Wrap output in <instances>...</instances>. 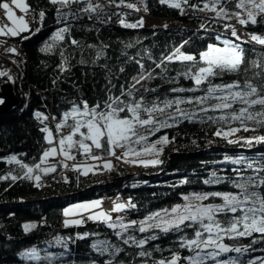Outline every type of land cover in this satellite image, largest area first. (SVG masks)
<instances>
[{"label":"trees","instance_id":"16d2710c","mask_svg":"<svg viewBox=\"0 0 264 264\" xmlns=\"http://www.w3.org/2000/svg\"><path fill=\"white\" fill-rule=\"evenodd\" d=\"M25 1L33 17L29 31L9 39L19 43L16 53L0 50V70H5L13 77V91L20 99L18 105L0 115V155L14 152L23 163L29 165L39 163L43 151L50 146L41 129L48 127L47 120L51 116L60 121L62 113L70 108V102L73 101L80 103L83 99L93 105L97 100H103L107 95L106 89L113 85V94L119 95L120 85L125 84L137 72L138 66L129 58L140 60L145 69L153 67L156 72L158 70L155 69L153 61L158 63L162 54L167 55L176 46L183 44L181 51L198 57L199 51L204 50L208 43H221L215 39L217 34H221V39H236L224 28L225 23L237 24L235 19L217 21L214 19L215 14L210 12L206 17H189L181 15L177 9L161 5L159 0H124L123 3L121 0H92L93 3L102 5L103 10L90 14L80 11L86 6L87 0L67 7L52 4L50 0ZM199 2L200 0H190V3ZM128 4H135L139 11L129 8ZM229 8H234V5H229ZM57 9H60L59 17ZM41 10L45 12L43 20L38 16ZM145 15L161 21L146 23ZM141 17L145 23L143 27L135 29L124 28L119 22L125 19L127 23H134ZM165 24L167 29L163 27ZM201 24H204L205 28L202 29ZM65 26L70 28L65 40L57 42L52 51L42 52L40 49L46 43H52L51 38L56 30ZM37 28L40 30L36 31ZM247 29L264 34V27L258 25H249ZM24 36H28V39L25 40ZM72 39L77 40L79 46L72 45ZM243 47L245 60L241 70L237 73L218 74L210 77L209 82L227 83L243 79H251L255 84L264 82L253 76L255 68L244 71L249 67V61L259 62L260 66L264 67V47L255 45L253 50V46L248 43L243 44ZM100 50H103L104 54L97 59ZM61 52L66 58L65 71H61L59 67L62 61ZM122 67L125 69L123 73L119 71ZM165 67V78L157 76L147 82L146 86L153 88L159 85L157 95L161 98L164 93L169 97L186 95L167 92L169 88L187 89L192 86L190 79L185 80L182 75L176 76L177 72L182 73L185 70L186 63L173 61ZM171 77H175V80L169 82L168 78ZM202 87L206 88L207 84ZM195 94L202 95V92L197 91ZM37 113L41 115L37 116ZM45 116L48 117L47 120L44 119ZM199 116L200 113L197 112V119L192 122L184 120L172 128L161 129L155 137H150L155 139L167 135L171 141L158 157H147L160 159L162 163L158 165L128 167L119 162L111 171L95 170L84 175L81 171L70 169L67 176H59L63 168L59 165L56 172L42 175L39 187L28 179L0 180V264H42L21 255L32 247L40 250L42 257L46 252H64L61 264H69L72 259H75L77 264L89 259L103 264L105 260L110 259L107 253L101 256L90 246L94 241L103 240L119 243L112 229L102 222L87 218H84L80 225L65 226L61 223L64 207L79 200L108 196L126 201L131 198L136 208L126 210L122 215L138 220L148 212L168 208L177 203L182 194L235 191L228 181L216 184H205L203 181L209 179L213 172L219 177L235 179L233 169L243 166L224 161L225 155L256 157L264 154V142H254L250 146L243 143L249 137L264 135V129L248 132L242 129L228 138L240 142L230 144L228 139L215 135L216 124H202L199 122ZM52 127L56 131V126ZM224 130H228L227 125H224ZM173 137L175 139H172ZM73 155L78 160L86 158L75 150ZM165 160L166 167L160 170ZM8 173L22 175L18 164L0 159V177ZM181 180L187 182L181 184ZM218 201L219 198H210L205 202ZM25 224H33L35 227L25 232ZM84 232H88L90 236L84 239L76 238L78 233ZM93 233L95 235H91ZM56 236L72 238L68 242L67 250L56 244ZM175 239V235L162 236L155 241H149L145 248L150 250L159 245L161 251L153 252V258L168 257V250L175 248ZM253 239L256 240L255 244H252ZM225 242L235 246L251 245L250 251L242 257L246 261L249 258L264 256V242L261 241L260 234L254 233L253 237H239L233 240L225 238ZM121 247L125 248L128 254H118V260L125 261V264H141L142 258L135 255L134 248L122 244ZM188 254L187 250H181L182 256ZM222 255L227 258L228 255L237 256V253ZM144 259H147L148 264H152V258Z\"/></svg>","mask_w":264,"mask_h":264},{"label":"snow or ice","instance_id":"6c2138e0","mask_svg":"<svg viewBox=\"0 0 264 264\" xmlns=\"http://www.w3.org/2000/svg\"><path fill=\"white\" fill-rule=\"evenodd\" d=\"M50 2L67 7L81 0H50ZM123 2L124 0H121V3ZM159 3L179 10L181 15L185 14V6H187L193 12L214 13V19L217 21L235 19L245 29L249 25L264 27V0H200L199 3H190V0H159ZM229 5H234V8L230 9ZM127 6L139 11L135 4ZM144 7L147 10L146 4ZM14 9L27 12L29 5L24 0H0V10L3 11L6 21L11 22V26L8 23L0 26V35L17 37L29 31L28 21L24 16H17ZM102 10V5L87 0L86 6L80 11L90 14ZM57 15L59 17L60 9H57ZM38 16L43 20L45 12L41 10ZM119 22L124 28L130 29L143 27L145 23L143 17L134 23H127L125 19ZM163 27L167 29L168 26L165 24ZM200 27L203 29L205 25L201 24ZM224 28L230 32L231 37L236 38L235 41L231 38L221 39V34H217L215 39L220 41L222 46L208 43L204 50L199 51L198 57L181 51L184 46L181 44L174 47L167 55L162 54L158 63L153 61L155 69L158 70L156 72L153 71V67L145 69L140 60L129 58L138 66L137 72L125 84L120 85L119 95L113 94L115 88L113 85L106 89V97L97 100L93 105H89L88 101L83 99L80 103L70 102V108L62 113V119L56 124V131L61 133L58 143L52 146L54 144L52 130L48 127L42 128L41 131L46 133L45 139L50 147L43 151L40 162L29 165L23 163L16 155H12L7 160L9 163L18 164L22 175L8 173L0 177V180L28 179L39 187L42 175L56 172L59 165L68 168L66 161L76 160V156L72 154L73 150L91 161L102 162L103 169L107 171L115 167L111 158L130 165L145 167L158 165L162 163L160 159L145 157H158L171 141L167 135L155 139L150 137H155L161 129L172 128L184 120L192 122L197 119V112L200 113L198 118L200 123L211 122L217 125L215 131L217 137L228 139L242 129L245 132L264 129V82L255 84L251 79L231 80L227 83L209 82L210 77L218 74L239 72L245 60L243 44H251L253 50L255 45L264 47V34L246 33L249 40L244 41L238 35L234 24L225 23ZM68 33H70L69 27L58 28L51 38L52 43H46L40 50L52 51L53 46L57 42L64 41ZM23 38L26 40L28 36ZM184 43L186 44L187 41ZM71 44L79 46V42L75 39L71 40ZM89 47L93 46L89 45ZM5 51L16 53V48L6 47ZM103 54V50L98 51L97 59ZM61 57L59 67L61 71H65L66 58L63 52ZM149 59H151L150 55ZM173 61L186 63L185 70L182 73L177 72L176 76L182 75L185 80L190 79L192 86L187 89L169 88L167 92L186 93V95L169 97L164 93L161 98L157 95L159 85L149 88L146 84L157 76L164 79L165 66ZM248 65L249 67L244 71L255 68L253 76L264 81V67H261L259 62L253 61H249ZM119 71L123 73L125 69L122 67ZM0 76L12 79L4 71H0ZM168 80L172 82L175 77ZM141 81L145 82V85L141 86L142 91L136 87ZM204 84H207L206 88L202 87ZM197 91H201L202 95H196ZM150 94L151 98H149ZM3 103V99H0V104ZM185 104L193 106L192 109L183 108L182 105ZM40 115L37 113V116ZM44 119L47 120L48 117L45 116ZM234 124L239 126H233ZM224 125L228 126V130H224ZM65 127L70 129L67 134L61 131ZM239 142L228 139L230 144ZM254 142H264V135L249 137L243 141L249 146ZM58 156L62 159L56 162L50 161V158ZM224 161L243 166L233 169L235 179L219 177L213 172L203 183L216 184L228 181L235 191L182 194V203H174L168 208L148 212L138 220L125 218L123 215L112 216V213L135 209L136 205L132 203L131 198L127 202H113L107 211L101 207V200L86 201L64 209V215L69 217L83 214L88 220L102 222L107 228L112 229L119 243L103 240L94 241L90 246L101 256L105 253L109 255L110 259L105 260L103 264H125V261L118 260V254H128L121 244L134 248L135 255L142 258L141 264H148L147 259L144 258H152V264H245L242 257L250 251L251 245H230L225 243V238L233 240L239 237H253L255 233L260 234L261 241L264 242V154L256 157L225 155ZM72 167L88 175L89 172H94L98 165L73 163ZM186 182L181 180L179 183ZM210 198H219L220 202L206 203L205 201ZM83 222V218H66L63 223L68 226L80 225ZM23 227L24 231L28 232L35 225L25 224ZM136 233L142 235L137 236ZM166 235H175L176 239L173 241L175 248L168 250L170 253L168 257L153 258V252L161 251L160 246L156 245L149 250L145 245ZM89 236L88 232H84L78 233L76 238L84 239ZM54 240L56 244L67 250L68 242L72 238L56 236ZM255 243L256 240L253 239L252 244ZM181 250H187L189 254L182 256ZM231 252L237 253V256L228 255L227 258H223L222 254ZM21 255L33 261H40L42 264H61L65 253L46 252L42 257L40 250L32 247ZM69 264H77V261L72 259ZM80 264H97V261L89 259L86 262L81 261ZM246 264H264V257L249 258Z\"/></svg>","mask_w":264,"mask_h":264},{"label":"bare ground","instance_id":"6f19581e","mask_svg":"<svg viewBox=\"0 0 264 264\" xmlns=\"http://www.w3.org/2000/svg\"><path fill=\"white\" fill-rule=\"evenodd\" d=\"M186 7V11H185V14L184 15H187V16H189V17H193V16H200V17H206V16H208L209 14L208 13H206V12H193L191 9H188L187 8V6H185ZM27 12H30V10H28ZM29 17L30 18H33L32 17V14H29ZM32 22H33V20H32ZM32 22H31V24H32ZM2 25H3V23H2ZM236 27H237V32H238V35L239 36H241V39H243V40H249V37H248V35H246V33H251V31H249L247 28L245 29L244 28V26H241V25H239L238 23L237 24H234ZM228 32V31H227ZM228 33H230V32H228ZM260 34H262V33H260ZM224 39V38H223ZM232 40H234V39H232ZM235 41V40H234ZM68 131H70V129H68ZM106 158H108V157H106ZM169 158V156H167V158L166 159H168ZM60 159H62V157H56V158H53V162H56L57 160H60ZM86 159V158H85ZM85 159H83V160H78L77 158H76V160L73 162V161H66L67 163H68V165H69V167L68 168H64L63 166V168H62V170L60 171V173H59V176H67L68 174H69V170L70 169H73V167H72V165H73V163H75V164H84L83 162H84V160ZM112 159V162H113V164L114 165H116L117 163H121V165L122 166H128V167H130L131 165L130 164H125V163H123V162H121V161H117V160H115V158H111ZM166 163H167V160H165V162H164V165L162 166V168L160 169V170H164L165 169V167H166ZM96 165H98V167L96 168V170H103V167H102V162H97V163H95ZM82 172V171H81ZM83 173V172H82ZM138 174H142L141 172H137ZM121 202H127L125 199H123ZM178 202H180V201H178ZM177 202V203H178ZM102 206H104L107 210H108V207L106 206V205H102ZM61 223H63V212H62V216H61ZM64 224V223H63ZM264 257V256H263Z\"/></svg>","mask_w":264,"mask_h":264},{"label":"rangeland","instance_id":"374dc122","mask_svg":"<svg viewBox=\"0 0 264 264\" xmlns=\"http://www.w3.org/2000/svg\"><path fill=\"white\" fill-rule=\"evenodd\" d=\"M146 16V15H145ZM161 20H159V19H155V18H151V17H148V16H146V23H157V22H160ZM170 21V20H169ZM218 45H220V46H222V44L221 43H218ZM135 75V74H134ZM142 85H144V81H141V83H140V85H137L136 87L137 88H142L141 86ZM182 107L183 108H185V109H188V110H191L192 109V107L193 106H191V105H187V104H185V105H182ZM48 128H50L51 130H52V132H53V137H54V144L52 145V146H54L56 143H58V138H55V132H54V130H53V128L52 127H50V126H48ZM67 134V133H66ZM45 136H46V133H45ZM50 147V146H49ZM73 154V153H72ZM12 155H16L17 157H18V155L16 154V153H14V152H11V153H8V154H4V155H0V159H5V160H7V158L8 157H10V156H12ZM19 158V157H18ZM145 158H147V157H145ZM8 161V160H7ZM84 164H95V163H97V161H91L90 159H85L84 160V162H83ZM193 193H197V192H193ZM106 200L105 198H94V199H88V200H79V201H76V202H73V203H71V204H69V205H67L66 207H64V209H66V208H70L72 205H77V204H80V203H83V202H86V201H91V200ZM108 199H111V198H108ZM117 202V201H116ZM220 202V200L218 201V202H216V203H219ZM109 203V205H110V202H108ZM178 203H182V200H180V202H178ZM206 203H215V202H206ZM104 204H107V202L106 201H104ZM113 204V203H112ZM112 204H111V206H112ZM101 207L104 209V210H106L107 211V209L104 207V206H102L101 205ZM111 208V207H110ZM63 215H64V210H63ZM112 215H113V213H112ZM66 218H68V219H72V218H76V219H80V218H86V216H84L83 214H79V215H74V216H69V217H65V215H64V217H63V222H64V220L66 219ZM140 219V218H139Z\"/></svg>","mask_w":264,"mask_h":264},{"label":"water","instance_id":"95a60500","mask_svg":"<svg viewBox=\"0 0 264 264\" xmlns=\"http://www.w3.org/2000/svg\"><path fill=\"white\" fill-rule=\"evenodd\" d=\"M0 99L4 101L0 104V115L7 113L20 103L19 97L13 91V77L11 80L5 77V80L0 82Z\"/></svg>","mask_w":264,"mask_h":264},{"label":"built area","instance_id":"2783aa9c","mask_svg":"<svg viewBox=\"0 0 264 264\" xmlns=\"http://www.w3.org/2000/svg\"><path fill=\"white\" fill-rule=\"evenodd\" d=\"M27 20L30 21V17L29 16L27 17ZM0 22L3 23V24L7 23V21L3 20L1 17H0ZM105 205L108 207V204H105Z\"/></svg>","mask_w":264,"mask_h":264},{"label":"crops","instance_id":"0c3cea01","mask_svg":"<svg viewBox=\"0 0 264 264\" xmlns=\"http://www.w3.org/2000/svg\"><path fill=\"white\" fill-rule=\"evenodd\" d=\"M24 2L26 3V1L24 0ZM14 11H15V14L17 15V16H22L21 14H17V11L14 9ZM64 210V209H63ZM63 217H64V215H63Z\"/></svg>","mask_w":264,"mask_h":264}]
</instances>
